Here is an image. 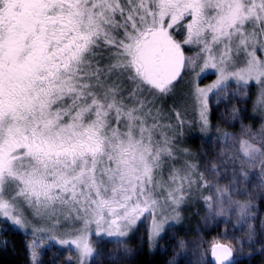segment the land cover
Listing matches in <instances>:
<instances>
[{"label": "snow or ice", "instance_id": "6c2138e0", "mask_svg": "<svg viewBox=\"0 0 264 264\" xmlns=\"http://www.w3.org/2000/svg\"><path fill=\"white\" fill-rule=\"evenodd\" d=\"M213 101H235L221 116L241 131H223L224 158L200 170L181 137L186 124L208 132ZM257 168L264 190V0H0V224L31 237L29 264L54 248L90 264L103 240L130 255L124 238L144 221L152 248L198 197L206 220L235 211L247 231L233 239L251 243ZM210 252L228 264L236 248Z\"/></svg>", "mask_w": 264, "mask_h": 264}, {"label": "trees", "instance_id": "16d2710c", "mask_svg": "<svg viewBox=\"0 0 264 264\" xmlns=\"http://www.w3.org/2000/svg\"><path fill=\"white\" fill-rule=\"evenodd\" d=\"M211 75L204 78L203 81L211 79ZM252 99L251 88L249 89ZM252 99L248 100L247 118H243L244 125L250 126L251 130L256 133L261 129L262 120L258 114H254L252 111ZM235 101L226 103H220L219 106H214L210 112V124L217 129L219 127L221 131H228L234 135L239 134L241 131V121L226 122L221 113L225 112L226 108H231ZM239 107H245L244 104L238 105ZM172 123H176V120L172 117ZM196 153V160H199V153L202 158H210L212 153L218 157L220 152L219 140L205 138L201 134H197L194 138H191ZM219 157H221L219 153ZM224 157H222L223 159ZM195 160V161H196ZM252 179L257 177L260 180L259 169L254 171ZM227 180L226 178H221ZM259 185V183H258ZM253 211L255 217L249 221L255 228V235L253 242L249 243L245 238L242 245L238 244L233 237H245L247 231L246 224H235L230 220H225L222 217L209 218L204 220V211L201 206L197 209L196 215H192L190 221H188L187 229L172 231V227L166 230V233L159 239L158 243L152 248L147 249L145 247L138 248L135 244H127V247L131 249L130 255H125L123 247L119 245L107 244L103 250H97V255L94 256L91 264H168L169 260L173 259L174 252L172 249L174 241L183 239L186 243L189 241H195L197 248L194 251L185 248V252L178 258V264H212L210 260V248L211 243L215 240L217 242L232 243L236 248V253L228 264H264V252L260 251L261 246L264 245V227L261 225V220L264 219V190L259 187L255 188L253 192ZM206 221V222H205ZM226 231V235H222ZM26 237L20 232L0 231V264H29L28 255L25 249ZM203 241V243H201ZM242 247V251H241ZM205 250H208L205 252ZM50 252L43 255V264H60L52 262ZM62 255V254H61ZM114 257V258H110ZM62 264V263H61ZM64 264H74V260L64 262Z\"/></svg>", "mask_w": 264, "mask_h": 264}, {"label": "rangeland", "instance_id": "374dc122", "mask_svg": "<svg viewBox=\"0 0 264 264\" xmlns=\"http://www.w3.org/2000/svg\"><path fill=\"white\" fill-rule=\"evenodd\" d=\"M192 51H195V50L193 49ZM192 51H187L186 54L191 55L192 54ZM197 71H199V69H197ZM187 75L188 74H186V77L185 78H187ZM210 75L212 76L211 79H209L208 81H203L205 77L210 76ZM214 79H215V75L212 74L211 70H209L206 73H203L202 76H201V80H200L201 86L206 85L208 83H211ZM232 87H235V85H232ZM250 88H251L252 94L254 95V98H255V94L257 92V86L255 85V82H252L251 83ZM214 106H216L215 101H213V103L211 105V109ZM172 117L176 120L175 115H173ZM183 119L186 122H193V121H195L197 119V115H196L195 112H193L191 109H189L187 113L183 114ZM222 132L223 131H221L220 133H218L216 128H214L213 126H210L208 132L204 133V132H201L200 131L199 125H195V126H192V127H188L187 124H186L185 127H184V129H183V135L181 137L180 146L182 148H188L192 153H194L195 154L194 161H195L196 158H197L196 153H195V149L193 148V145L192 144H189L188 143V141H190L191 143H193L191 141V138H194V136H196L197 134H201L202 136H205V138H209V139L217 138V137L220 136V134ZM239 134H236V135H239ZM218 140H219L218 147L221 149L220 152H219L220 155H221V157H219V153H218V157L214 156L215 153H212L211 154V157L209 159L208 158H202V153H201V155L199 153V160L197 159L195 162L200 165V170H203L205 166H207L208 168H211V166L213 164H219V163H221V161H222V153H224L226 151V147L227 146L225 144H223L220 139H218ZM252 176H253V174H252ZM219 183L221 185H224V184L227 183V180L220 179L219 180ZM258 183L260 184V180H257V177H255L254 179H252L251 174H250V180L246 183V188L248 189V192L251 193V192H253V190L255 188H258L259 187ZM213 190L205 189L203 191V195H209L210 192L213 191ZM236 198L243 200V199H246L247 196L246 195L245 196H239V197H236ZM199 206L202 207V209L204 211V214H205V215H203V217H204V220H206L205 218L208 217L209 210L206 207V205L204 204L202 198H199L198 197L196 199V202L195 203H189L188 205H186L182 209V212H181L182 220L180 222H178V223H176V222H173L172 223V226H171L172 227V230H171V232L172 231H177L179 229L181 230L183 226H184L183 227V230L184 229H187V227H189L188 226V221H190V219L192 218V215H196L197 214V213H194V212H197L198 211L197 208ZM213 211H215V210H213ZM217 217H222L225 220L227 219V220H230V221L234 222L235 224H237L236 223V221H237V215H236L235 211H232V212L228 213L227 216H216L215 218H217ZM147 224H148L147 221H144L143 223H139L138 226H137V228L132 233H130V235L128 237L124 238L125 243L126 244H128V243L135 244L138 248L145 247L147 249H152L153 247L152 248H149V245H148V242H147V232H146ZM5 228H6V230H4ZM0 231L1 232H4V231L5 232L15 231V232H20V233H22L24 235V233L22 231H20L19 229L13 228L12 226H6V225H3V224H0ZM163 235L164 234H162V236ZM30 238H31L30 236L29 237H26V239H30ZM93 239H95V236H93ZM159 239L160 238L157 239V243H158ZM174 243H176V241H174ZM107 244L114 245L115 247H118L119 246V244H117L113 240H103L98 245H96L97 250H100V249L103 250V248ZM185 248L186 249H190V251H194L195 248H197V243L194 240L193 241H189V242L186 241L185 247H184V249L182 251H180L178 249L177 244H173L172 249H173V252H174V256H176L177 252H179L178 258H180V256L182 255V253L185 252ZM53 251H57L58 254L54 258H52V262H57V263H60V264L61 263L64 264V262L65 263L68 262L67 257L69 255H71L72 256V260H74V264H76V257H75V253L74 252H69L67 249H63V248H54ZM46 253L48 254L49 252L45 251L44 254H46ZM50 256L52 257V254H50ZM93 258H92V260H93ZM92 260L90 261V264H91Z\"/></svg>", "mask_w": 264, "mask_h": 264}, {"label": "water", "instance_id": "95a60500", "mask_svg": "<svg viewBox=\"0 0 264 264\" xmlns=\"http://www.w3.org/2000/svg\"><path fill=\"white\" fill-rule=\"evenodd\" d=\"M220 243H223V242H220ZM210 260H211V262H212V264H213V261H212V258H211V252H210ZM229 263V262H228Z\"/></svg>", "mask_w": 264, "mask_h": 264}]
</instances>
